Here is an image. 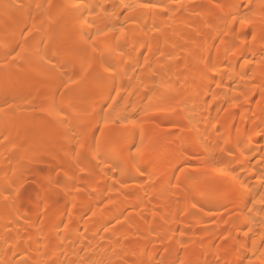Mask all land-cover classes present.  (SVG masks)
Segmentation results:
<instances>
[{
	"label": "bare ground",
	"instance_id": "1",
	"mask_svg": "<svg viewBox=\"0 0 264 264\" xmlns=\"http://www.w3.org/2000/svg\"><path fill=\"white\" fill-rule=\"evenodd\" d=\"M74 2L83 7L0 0V264H259L261 20L243 29L245 48L223 17L249 2L258 14L261 0ZM97 29L107 34L92 41ZM137 109L134 125L112 123ZM120 127H135L137 142L161 140L138 157L143 175L113 140ZM216 169L236 177L227 193ZM182 170L190 178L176 189ZM226 233L240 237L236 248L220 242Z\"/></svg>",
	"mask_w": 264,
	"mask_h": 264
},
{
	"label": "snow or ice",
	"instance_id": "2",
	"mask_svg": "<svg viewBox=\"0 0 264 264\" xmlns=\"http://www.w3.org/2000/svg\"><path fill=\"white\" fill-rule=\"evenodd\" d=\"M217 7H220L221 10L223 11V8L221 5H216ZM4 7H7V5H4ZM65 10L67 11H78L80 8L83 7V5H81L80 3L78 2H74V0H68V3H66L65 5L62 6ZM140 7H143V8H158V7H161V5H158V4H143V5H140ZM232 8H235L237 10V14L236 15H233L232 12H227L225 13L224 15V19H227L228 16H231L232 19H231V22L230 24L233 26L232 27V31H233V34L237 37H244L243 40L240 41V43L246 48L248 47V43H247V35L245 33V31H243V29H248L250 32L251 30L255 27V24L252 23V19L253 17H257L261 20V32H260V39L262 41H264V0H261L258 8H259V13L257 14V12H254L252 11L254 5L249 2L248 4H240V5H232L231 6ZM243 7L244 8V14L241 16L239 15V9ZM239 23V25L241 26V31L237 32L236 29H235V25L236 23ZM92 23H95V21H93ZM90 30H91V25L89 26V32H85L84 35L85 36H88L90 34ZM108 31H113V29H108ZM121 32L124 31L123 28L120 29ZM107 33L104 32V31H100L99 29H97V36H92L91 39L92 41H95L97 39L98 36H105ZM217 39H219V37H217ZM256 39V35L255 33L253 32L252 33V40L255 41ZM110 41H106L105 42V47H108L110 45ZM94 47L96 48H99L100 45H94ZM261 51H264V48H261ZM111 67V65H109V68ZM109 68H106L105 70L108 71ZM117 94L119 95V91L117 90ZM109 97L113 100H115V103L118 104L119 101L116 100L115 97H112L111 96V91H109ZM104 104H107V98L104 100ZM115 105H109V107H114ZM0 111H2V109H0ZM61 112H64L66 111L65 109L61 108L60 109ZM101 111H103V105L101 106ZM139 110H134L130 113H127V115L125 116H122L120 117L118 120H113L112 123L113 124H118V125H134L135 124V120L134 119H128L127 117L128 116H132V117H135L137 112ZM97 116H99V112L97 113ZM64 121H61V123H63ZM107 125V118H105V123L104 125H101L99 124V122L97 123V131H103V128ZM94 133H93V137H94ZM112 137H113V140L114 142H117V143H127V150L129 152V160L131 161V167L133 169H136L138 172H140V165H139V161H138V157H147L148 155H150L152 152H154L157 147L159 146V144L161 143V140L160 139H157V140H150L148 143H145L144 142V137L141 135L140 137V140L139 142H137L136 140V129L135 127H120V128H116L112 131L111 133ZM88 147L91 149L93 147V144H92V139L90 138L89 141H88ZM133 149H134V153H133ZM101 143L99 140H96L95 142V152L97 154H99L101 152ZM104 151V155L112 160L113 157L108 153L107 151V148L105 147L103 149ZM221 153H223L225 151V148H221L220 149ZM230 151V150H229ZM194 156L195 155H199V153H194L193 154ZM184 164H191V160H185L184 161ZM120 170V173H121V176L124 175V173L126 171H128L127 168H121L119 169ZM81 171L83 172L84 170L81 169ZM216 171H219L220 172V177L222 178L221 181H220V189L227 193L228 190L230 188H233V184L232 182L236 179V177L232 176L231 175V172L227 169H216ZM234 171V170H233ZM141 175H143L142 172H140ZM190 178V174L189 173H186L182 170V175H179L176 177V184H175V188L176 189H179L181 184H185L186 186V183L187 181L189 180ZM261 180H264V177H260ZM167 191V189H166ZM231 194H235V191L233 190L231 192ZM245 195V193L243 192H240V196L241 198H243ZM255 202H253L254 204ZM196 204L194 203L192 205L193 208H196ZM221 207H225V205H221ZM249 213H251L252 209L249 208L248 209ZM228 213L225 212L223 213V215L221 216V219H223V216L224 215H227ZM261 223H264V221H261ZM221 231H225L224 229H221ZM252 232V229L249 228L248 229V232L245 233V235L247 236L248 233ZM218 239L220 240V242L222 244H229V241H233V243L231 244V247L232 248H236L237 245L235 243L236 240H239L240 237L239 236H235L233 237L230 233H226L223 237H218ZM260 244L264 245V238L261 239L260 241ZM227 253L225 252V255ZM252 255L255 256L256 255V251L255 249L253 250L252 252ZM257 260L259 262V264H264V252H261L260 253V256L257 257ZM181 264H183V261H181ZM216 264H221L219 258H217L216 260ZM224 264H228L227 261L224 262ZM238 264H243V260H240L238 262ZM251 264V262H250Z\"/></svg>",
	"mask_w": 264,
	"mask_h": 264
},
{
	"label": "rangeland",
	"instance_id": "3",
	"mask_svg": "<svg viewBox=\"0 0 264 264\" xmlns=\"http://www.w3.org/2000/svg\"><path fill=\"white\" fill-rule=\"evenodd\" d=\"M27 182H28V181H27ZM27 182H26V183H27ZM32 184H33V183H32L31 181H29L28 184L25 185L26 187H28V188L25 187V188H26L25 190H28V189L34 188V184H33V185H32Z\"/></svg>",
	"mask_w": 264,
	"mask_h": 264
}]
</instances>
